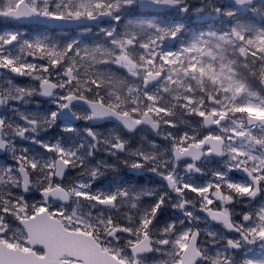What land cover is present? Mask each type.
Masks as SVG:
<instances>
[{"label": "snow or ice", "instance_id": "1", "mask_svg": "<svg viewBox=\"0 0 264 264\" xmlns=\"http://www.w3.org/2000/svg\"><path fill=\"white\" fill-rule=\"evenodd\" d=\"M0 18V264H264V0Z\"/></svg>", "mask_w": 264, "mask_h": 264}, {"label": "rangeland", "instance_id": "2", "mask_svg": "<svg viewBox=\"0 0 264 264\" xmlns=\"http://www.w3.org/2000/svg\"><path fill=\"white\" fill-rule=\"evenodd\" d=\"M49 107H50V105H49ZM102 131H105V130H102ZM0 163H2V160H0ZM211 166H213V165H209V167H211ZM123 174H130V173H127V170L124 168L123 169V173L121 172V173H119V174H114V175H117V176H119V175H123ZM131 175V174H130ZM111 177H110V180H111V178H112V176L113 175H110ZM133 181H134V179H133ZM134 183V182H133ZM143 185L145 186V187H154L155 185H154V183H152V182H147V181H144V183H143Z\"/></svg>", "mask_w": 264, "mask_h": 264}]
</instances>
